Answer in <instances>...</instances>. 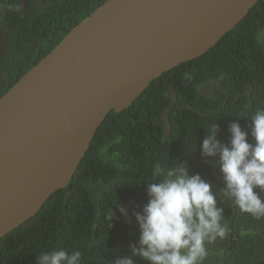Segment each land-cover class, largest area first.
Segmentation results:
<instances>
[{"label": "trees", "instance_id": "1", "mask_svg": "<svg viewBox=\"0 0 264 264\" xmlns=\"http://www.w3.org/2000/svg\"><path fill=\"white\" fill-rule=\"evenodd\" d=\"M103 1L60 0L56 7L42 8L27 0L29 11L20 16V27L6 33L9 44L5 49L10 54L1 62L5 72L0 81V95ZM261 31H264V0H258L236 26L203 54L163 72L123 111H110L69 184L53 192L35 215L0 239V264H37L36 257L53 248L79 249L82 264H102L125 254L134 264H148L130 252L129 246L139 238L134 214L147 202L146 186L158 178L155 170L176 162L185 164L189 175L198 173L211 185L217 207L223 208L229 232H233L231 246L229 233L214 240L216 261L264 264V218L255 219L242 213L230 200L223 199L219 191L224 183L218 157H203L200 152L201 142L213 123L218 125L217 139L227 145L228 126L237 119L241 129L249 133L248 142L255 143L250 134V116L258 108H264V43L255 39ZM237 59L246 63L247 77L252 78L250 96L235 97L237 90L228 85L224 70L218 77L231 90L229 96L221 89L196 98L201 79L194 74L195 68L207 64L209 69L223 70L228 61ZM183 72L184 77H194L190 86L180 80ZM170 83L178 89L175 102L178 109L168 122L161 123L159 115L167 106L164 93ZM124 123H127L122 127L124 134L116 132ZM110 159L116 178L104 185L101 181H108L106 168ZM255 190L264 198V191ZM120 207L127 215L120 214ZM110 210L114 214L111 221L106 219Z\"/></svg>", "mask_w": 264, "mask_h": 264}, {"label": "water", "instance_id": "2", "mask_svg": "<svg viewBox=\"0 0 264 264\" xmlns=\"http://www.w3.org/2000/svg\"><path fill=\"white\" fill-rule=\"evenodd\" d=\"M257 1L105 0L72 26L0 95V238L69 184L110 111L203 54Z\"/></svg>", "mask_w": 264, "mask_h": 264}, {"label": "clouds", "instance_id": "3", "mask_svg": "<svg viewBox=\"0 0 264 264\" xmlns=\"http://www.w3.org/2000/svg\"><path fill=\"white\" fill-rule=\"evenodd\" d=\"M26 1L0 0L1 39L5 33L11 34L20 27V16L29 11ZM59 1L38 0L33 3L42 8H51L56 7ZM1 39L2 51H6ZM255 39L257 43H264V31L258 32ZM222 67L223 70L209 69L206 64L195 68L194 74L207 73L210 78L205 82L210 83V90L216 92L222 89L229 96L231 90L224 87L218 77L225 70L228 85L237 90L234 96H250L253 86L252 78L246 74V63L237 59L228 61L227 66ZM3 72L2 66L0 81ZM243 81L245 83L241 85ZM199 85L196 95L201 92ZM250 119L254 144L248 142L249 133L241 129L237 119L228 126L230 140L227 145L217 139L219 129L213 123L201 142L200 152L203 157H218L224 183L219 191L223 199L230 200L242 213L261 219L264 218V198L255 189L264 191V108H258ZM120 157L123 159V156ZM107 166L110 167L106 168L108 181H101L104 185L116 178L111 170L115 166L111 159L107 160ZM155 176L158 178L147 182V202L141 211L134 214L139 238L136 244L129 246L131 255L141 257L148 264H217L216 251L212 248L214 240L223 239L232 231L229 232L223 208L217 207V196L212 193L211 185L198 173L189 175L186 165L177 162L168 168H157ZM127 208L128 205L125 206ZM125 209L119 208L121 215H127ZM113 215L110 210L106 219L111 221ZM232 236L229 237L230 241ZM36 259L37 264H82L83 254L79 249L53 248L42 251ZM102 264H134V260L125 254Z\"/></svg>", "mask_w": 264, "mask_h": 264}, {"label": "flooded vegetation", "instance_id": "4", "mask_svg": "<svg viewBox=\"0 0 264 264\" xmlns=\"http://www.w3.org/2000/svg\"><path fill=\"white\" fill-rule=\"evenodd\" d=\"M32 2H36L38 0H31ZM104 2V1H103ZM54 21L56 20L55 18L53 19ZM33 25L35 27H37L36 23H33ZM38 25H41L38 22ZM8 34H4V37L1 39V42L5 45L8 46V39L6 38ZM10 54V52L8 51V49H6V51L2 52L1 55V60H0V65L2 66V60L5 59V57ZM172 70V69H171ZM5 72V71H4ZM3 72V74H4ZM172 76H174V80L175 78V73H172ZM198 79H201L200 81V85L199 87L201 88V92L196 95V98H202L203 96L207 95L209 93V91H211V86L209 82H205L208 81V79L210 78V76L205 73L202 72L200 74L197 75ZM180 80L187 86H190L191 84H193L194 82V77L188 78V77H184V72L180 75ZM205 83V84H204ZM204 84V85H203ZM203 86L205 87V89H203ZM213 91V90H212ZM177 94H178V89L176 88V85L174 83H170L168 85V87L165 89V97L168 100L167 106L161 110L160 115H159V119L161 121V123H166L168 122L169 118L171 115H175L177 113V109L178 106L175 104L176 100H177ZM186 108H189L190 105H185ZM123 116V115H122ZM127 123H124L121 127L116 128V132H119L121 134H124V131L122 129L123 126H125ZM210 262V261H209Z\"/></svg>", "mask_w": 264, "mask_h": 264}, {"label": "bare ground", "instance_id": "5", "mask_svg": "<svg viewBox=\"0 0 264 264\" xmlns=\"http://www.w3.org/2000/svg\"><path fill=\"white\" fill-rule=\"evenodd\" d=\"M1 55H2V53H1ZM1 55H0V57H1ZM73 98H74V96L72 95V93H70V95H69V99H70V100H73ZM36 213H37V212H36ZM36 213H35V214H36ZM31 217H32V216L28 217L26 220L30 219ZM26 220L22 221L18 226H20V225H21L22 223H24ZM18 226H16V227H18ZM16 227H14V228H16ZM14 228H13V229H14ZM13 229H12V230H13ZM9 230H10V229H9ZM12 230H10V231H12ZM7 231H8V230H7ZM10 231H8V232H10ZM8 232H7V233H8ZM7 233H6V234H7ZM6 234H5V235H6ZM5 235H4V236H5ZM4 236H2V237H4ZM2 237H1V238H2ZM1 238H0V239H1Z\"/></svg>", "mask_w": 264, "mask_h": 264}]
</instances>
